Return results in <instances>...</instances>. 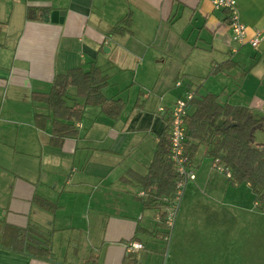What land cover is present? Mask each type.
<instances>
[{
  "label": "crops",
  "instance_id": "crops-1",
  "mask_svg": "<svg viewBox=\"0 0 264 264\" xmlns=\"http://www.w3.org/2000/svg\"><path fill=\"white\" fill-rule=\"evenodd\" d=\"M237 3L242 44L213 0H0V264H264V243L244 252L241 224L226 227L253 207L205 145L171 228L169 206H146L135 178L150 172L161 136L170 138L171 109L189 90L264 117V0ZM130 13V30L112 31ZM92 66L123 109L111 117L85 106L78 133L59 142L51 118L36 126L35 114L50 111L32 95ZM75 92L68 104H84ZM40 233L50 257L22 251ZM131 241L144 248L130 251Z\"/></svg>",
  "mask_w": 264,
  "mask_h": 264
},
{
  "label": "trees",
  "instance_id": "trees-1",
  "mask_svg": "<svg viewBox=\"0 0 264 264\" xmlns=\"http://www.w3.org/2000/svg\"><path fill=\"white\" fill-rule=\"evenodd\" d=\"M132 22L131 13L113 27L112 31H129ZM109 78L97 66L89 70L83 67L71 68L56 75L54 85L49 92H34L32 100L47 105L50 114H35V124L44 127L47 119H52L53 139L59 142L63 138L78 133L76 123L81 121L85 106H100L104 113L117 117L124 106L121 99H108L104 93ZM76 89L75 95L84 98V104H68L69 88ZM195 109L186 119V152L194 158L199 145H205L208 153L219 164L229 169L232 183H248L256 196L258 207L264 210V143H259L257 132L264 133V117L257 115L247 106L221 104L217 95L208 93L194 98ZM135 178L147 192L145 205H168L164 197L176 194L180 176L170 158V138L164 133L158 143L155 158L146 176ZM44 207L49 202L39 199ZM166 205V206H167ZM30 232H34L32 229ZM26 248L35 256L47 258L52 255L50 239L38 234L31 237ZM29 239V238H28Z\"/></svg>",
  "mask_w": 264,
  "mask_h": 264
},
{
  "label": "built area",
  "instance_id": "built-area-1",
  "mask_svg": "<svg viewBox=\"0 0 264 264\" xmlns=\"http://www.w3.org/2000/svg\"><path fill=\"white\" fill-rule=\"evenodd\" d=\"M213 3L216 8L228 10L232 39L236 43H244L248 39V28L241 19L237 0H213ZM260 40L261 34L257 33L249 39V42L252 46L257 47ZM176 84L180 85L181 82L178 81ZM195 96L196 93L193 90H189L184 96L177 99L170 112V158L180 176L176 194L172 198L164 197V201L169 204L166 221L170 228L174 226L177 207L187 183L196 179L192 160L186 152V119ZM213 166L219 171L224 172L228 177L231 176L229 169L219 164L218 159L214 160ZM143 248L144 244L140 241H131L128 245L130 251H137Z\"/></svg>",
  "mask_w": 264,
  "mask_h": 264
},
{
  "label": "rangeland",
  "instance_id": "rangeland-1",
  "mask_svg": "<svg viewBox=\"0 0 264 264\" xmlns=\"http://www.w3.org/2000/svg\"><path fill=\"white\" fill-rule=\"evenodd\" d=\"M262 133V132H258ZM224 174V173H223ZM239 190H237L236 195L239 196L241 194L243 197L247 198V204H252V211L242 210L240 215H237L236 221L229 222L226 221V227L230 228L232 225L236 223L241 224V232L243 235L241 236V244L244 246V252L250 249L252 246H259L264 243V211L255 204V194L251 190L247 183H242L238 185ZM231 194H228L230 196ZM252 213V215H249ZM212 222V221H211ZM228 223V224H227ZM241 232H239L241 234Z\"/></svg>",
  "mask_w": 264,
  "mask_h": 264
}]
</instances>
